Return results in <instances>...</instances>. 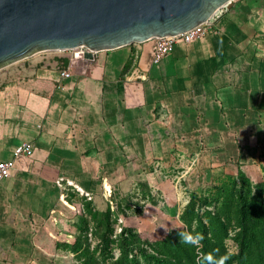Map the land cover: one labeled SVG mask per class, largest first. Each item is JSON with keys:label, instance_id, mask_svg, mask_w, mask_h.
<instances>
[{"label": "crops", "instance_id": "1", "mask_svg": "<svg viewBox=\"0 0 264 264\" xmlns=\"http://www.w3.org/2000/svg\"><path fill=\"white\" fill-rule=\"evenodd\" d=\"M211 22L158 63L153 39L98 52L63 88L70 52L0 70V161H14L0 183V264H63L76 189L109 205L113 187L157 173L199 186L264 172V0H233ZM24 142L33 155L16 157Z\"/></svg>", "mask_w": 264, "mask_h": 264}, {"label": "rangeland", "instance_id": "2", "mask_svg": "<svg viewBox=\"0 0 264 264\" xmlns=\"http://www.w3.org/2000/svg\"><path fill=\"white\" fill-rule=\"evenodd\" d=\"M76 191L58 241L63 264H264V172L199 186L178 170L157 173L113 187L109 205ZM183 231L202 234L199 247L182 244Z\"/></svg>", "mask_w": 264, "mask_h": 264}, {"label": "water", "instance_id": "3", "mask_svg": "<svg viewBox=\"0 0 264 264\" xmlns=\"http://www.w3.org/2000/svg\"><path fill=\"white\" fill-rule=\"evenodd\" d=\"M233 0H0V70L38 53H96L178 35ZM75 63V62H74Z\"/></svg>", "mask_w": 264, "mask_h": 264}, {"label": "built area", "instance_id": "4", "mask_svg": "<svg viewBox=\"0 0 264 264\" xmlns=\"http://www.w3.org/2000/svg\"><path fill=\"white\" fill-rule=\"evenodd\" d=\"M212 18L184 33L178 35H169L165 37H157L153 39L155 42L153 61L155 63L160 62L165 56L171 54L178 44H184L185 46L189 47L195 41L204 38L210 32ZM68 51L70 52V64L67 67L60 69L59 79L57 81L58 88L65 87V81L75 74L86 75L88 73L89 66L94 58H86L85 60L83 59L84 63L79 64L76 63L78 60L76 58V53L78 51H89V49H82L80 47L79 49H73ZM33 153L34 146L31 142H24L18 145L14 150V155L16 157H31ZM13 169V160L0 161V183L12 176ZM87 195L89 194L87 193Z\"/></svg>", "mask_w": 264, "mask_h": 264}, {"label": "clouds", "instance_id": "5", "mask_svg": "<svg viewBox=\"0 0 264 264\" xmlns=\"http://www.w3.org/2000/svg\"><path fill=\"white\" fill-rule=\"evenodd\" d=\"M178 237L182 244H189L199 247L200 242L204 239L202 234L183 231L178 233ZM216 264H224V258L222 257Z\"/></svg>", "mask_w": 264, "mask_h": 264}]
</instances>
